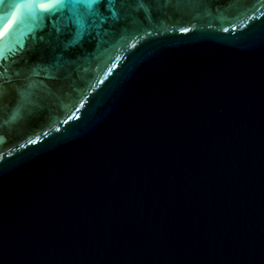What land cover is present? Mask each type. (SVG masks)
Returning <instances> with one entry per match:
<instances>
[{
	"label": "water",
	"instance_id": "water-1",
	"mask_svg": "<svg viewBox=\"0 0 264 264\" xmlns=\"http://www.w3.org/2000/svg\"><path fill=\"white\" fill-rule=\"evenodd\" d=\"M33 2L0 0L25 86L0 264H264V0H100L83 26Z\"/></svg>",
	"mask_w": 264,
	"mask_h": 264
},
{
	"label": "snow or ice",
	"instance_id": "snow-or-ice-1",
	"mask_svg": "<svg viewBox=\"0 0 264 264\" xmlns=\"http://www.w3.org/2000/svg\"><path fill=\"white\" fill-rule=\"evenodd\" d=\"M100 0H34L32 7L34 8V17H38L45 13L53 12L55 10L67 9L71 16L75 19L76 23L83 26V17L80 13V9L83 8L88 15H94V5L98 4ZM2 23V21H0ZM14 22L9 21L8 24L4 25V30H0V61H7L8 56L6 53H10L13 57L18 55L16 45H23L18 38H11L12 27L11 24ZM181 31H187L186 28H182ZM5 38H10L5 40ZM43 53L37 54L36 67L43 65V70L47 71L51 65L44 64ZM19 61L13 59L12 63H18ZM26 65V71H35L32 65L28 64L27 60H24ZM115 67V65H114ZM0 111L7 107L8 102L13 95V92H19L21 97L24 95V85L22 83L13 84L10 78H5L4 73L7 71L6 68L0 64Z\"/></svg>",
	"mask_w": 264,
	"mask_h": 264
},
{
	"label": "trees",
	"instance_id": "trees-1",
	"mask_svg": "<svg viewBox=\"0 0 264 264\" xmlns=\"http://www.w3.org/2000/svg\"><path fill=\"white\" fill-rule=\"evenodd\" d=\"M252 12H254V10H251V12L250 13H252ZM78 102V100H74L73 101V104H76ZM67 113V112H66Z\"/></svg>",
	"mask_w": 264,
	"mask_h": 264
}]
</instances>
